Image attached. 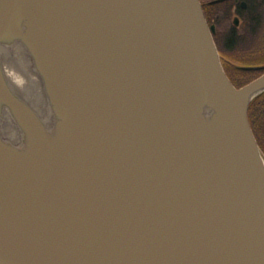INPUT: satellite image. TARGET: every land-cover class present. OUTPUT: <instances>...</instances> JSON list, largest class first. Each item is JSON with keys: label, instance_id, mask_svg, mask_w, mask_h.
<instances>
[{"label": "water", "instance_id": "water-1", "mask_svg": "<svg viewBox=\"0 0 264 264\" xmlns=\"http://www.w3.org/2000/svg\"><path fill=\"white\" fill-rule=\"evenodd\" d=\"M216 33L201 0H0L48 99L0 55V264H264V73L236 86Z\"/></svg>", "mask_w": 264, "mask_h": 264}, {"label": "trees", "instance_id": "trees-1", "mask_svg": "<svg viewBox=\"0 0 264 264\" xmlns=\"http://www.w3.org/2000/svg\"><path fill=\"white\" fill-rule=\"evenodd\" d=\"M251 4L252 7L256 8L259 12V16L257 17V31L255 32L254 36H252L254 43L248 47H245L246 45H244V48H249L252 51L249 50L246 54H244L243 50L230 51L237 59L243 61L241 64L234 66L232 65L231 66L232 71L231 69L229 71V76L238 87H241L244 84L250 82L257 76H259L262 72H264V69H247L242 67L243 65H247V64L261 65L264 63V0H251ZM207 5L209 6L210 9L208 10L209 12L207 10L206 11L209 14L210 19L212 18L215 19L219 29L221 21L218 19L217 13L219 11L218 10L219 5L222 6V2L207 3ZM211 9L212 11L216 9V11L212 13ZM230 36L232 42L234 36L233 35ZM246 43L248 44L250 42H246ZM249 117L254 133L264 153V92L252 101L249 108Z\"/></svg>", "mask_w": 264, "mask_h": 264}, {"label": "bare ground", "instance_id": "bare-ground-1", "mask_svg": "<svg viewBox=\"0 0 264 264\" xmlns=\"http://www.w3.org/2000/svg\"><path fill=\"white\" fill-rule=\"evenodd\" d=\"M13 48L15 49V52L17 50L18 54L21 55L19 58L23 62L24 66H20L15 58L8 56L5 52L7 48L2 46L0 47V55L3 60L6 75L18 93L21 94L31 105H33V107L39 111V113L45 116V105L48 99L46 94L44 95L42 93L41 78L34 69L32 62L29 61L28 55H25V46L22 43L17 42L14 43ZM50 117V122H48L47 125L50 126V129H52L56 119ZM2 125L3 135L6 139L12 141V137H17L18 129L15 127L13 121L4 119Z\"/></svg>", "mask_w": 264, "mask_h": 264}, {"label": "flooded vegetation", "instance_id": "flooded-vegetation-1", "mask_svg": "<svg viewBox=\"0 0 264 264\" xmlns=\"http://www.w3.org/2000/svg\"><path fill=\"white\" fill-rule=\"evenodd\" d=\"M206 15L210 23H216L213 18L210 19L207 11ZM258 16L259 12L256 8L252 7L251 0H222V56L224 57V60H227L226 62L223 61V63L228 66H234L241 64L239 62H243L235 56L230 57V51L242 50L241 48H244V45L247 44L246 42L254 36L257 31ZM230 35L234 36L232 42ZM227 57L235 59L236 61L228 60Z\"/></svg>", "mask_w": 264, "mask_h": 264}, {"label": "rangeland", "instance_id": "rangeland-1", "mask_svg": "<svg viewBox=\"0 0 264 264\" xmlns=\"http://www.w3.org/2000/svg\"><path fill=\"white\" fill-rule=\"evenodd\" d=\"M212 0H203V2H204V4H205V6H206V10L208 11L210 8H209V6L207 5V3H212L211 2ZM207 6H208V8H207ZM218 7V6H217ZM218 13H217V17H218V19L221 21V23H220V27H219V29H218V32L215 34V37H216V40H217V43H218V46H219V49H220V52H221V55H222V6H220L219 5V7H218ZM214 11H216V9L215 10H213L212 11V9H211V12L213 13ZM209 12V11H208ZM215 20V19H214ZM212 23H215V22H212ZM216 24V23H215ZM218 37V38H217ZM219 40V41H218ZM247 42H250V43H248V44H246V46L245 47H248V46H251L254 42H253V39L252 38H250ZM220 44V45H219ZM0 47H2L1 45H0ZM5 47V46H4ZM7 49H6V54L8 55V56H10V57H12V58H15L16 59V61L19 63V65L20 66H24V64H23V62L21 61V59L19 58V56L21 57V55L20 54H18V51L16 50V52H15V49L13 48V46H9V47H6ZM242 50H243V52H244V54H246L249 50L250 51H252L251 49H249V48H241ZM241 50V51H242ZM6 54H4V55H6ZM223 57V56H222ZM230 57H234V55L231 53V55H230ZM227 59L228 60H232V61H236L235 59H232V58H229V57H227ZM222 60L224 61V62H226L227 60L225 59L224 60V57L222 58ZM237 62H239V61H237ZM239 63H242V62H239ZM245 63H247V62H245ZM225 64V63H224ZM247 65H250V64H247ZM225 66H226V68H227V71H228V74H229V71H230V69H231V71H232V67L231 66H228V65H226L225 64ZM3 120L4 119H0V129H1V131L3 132V125H2V123H3Z\"/></svg>", "mask_w": 264, "mask_h": 264}]
</instances>
